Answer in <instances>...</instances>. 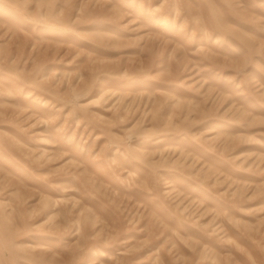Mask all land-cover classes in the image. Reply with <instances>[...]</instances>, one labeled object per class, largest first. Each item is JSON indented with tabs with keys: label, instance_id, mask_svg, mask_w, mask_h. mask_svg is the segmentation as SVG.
Wrapping results in <instances>:
<instances>
[{
	"label": "rangeland",
	"instance_id": "1",
	"mask_svg": "<svg viewBox=\"0 0 264 264\" xmlns=\"http://www.w3.org/2000/svg\"><path fill=\"white\" fill-rule=\"evenodd\" d=\"M0 264H264V0H0Z\"/></svg>",
	"mask_w": 264,
	"mask_h": 264
}]
</instances>
